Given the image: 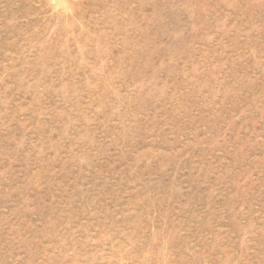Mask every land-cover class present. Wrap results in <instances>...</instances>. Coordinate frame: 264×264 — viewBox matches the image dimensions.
Returning <instances> with one entry per match:
<instances>
[{
  "label": "rangeland",
  "instance_id": "obj_1",
  "mask_svg": "<svg viewBox=\"0 0 264 264\" xmlns=\"http://www.w3.org/2000/svg\"><path fill=\"white\" fill-rule=\"evenodd\" d=\"M0 264H264V0H0Z\"/></svg>",
  "mask_w": 264,
  "mask_h": 264
}]
</instances>
